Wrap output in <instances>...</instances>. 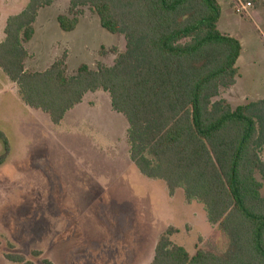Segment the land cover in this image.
I'll use <instances>...</instances> for the list:
<instances>
[{"label":"trees","instance_id":"trees-1","mask_svg":"<svg viewBox=\"0 0 264 264\" xmlns=\"http://www.w3.org/2000/svg\"><path fill=\"white\" fill-rule=\"evenodd\" d=\"M52 2L28 0L5 21L0 69L23 104L58 125L86 94L106 92L127 122L129 160L137 171L162 181L169 196L181 190L186 202L202 205L207 223L226 241L221 250L189 254L172 243L176 230L168 227L149 264H264V100L232 107L220 98L221 89L235 83L242 46L218 29V2L70 0L68 15L56 18L60 30L73 31L78 18L72 13L88 6L102 29L125 40L112 66L82 64L71 76L65 54L42 72L24 69L37 13ZM0 140L5 154L1 133ZM4 257L35 264L22 255Z\"/></svg>","mask_w":264,"mask_h":264},{"label":"rangeland","instance_id":"rangeland-1","mask_svg":"<svg viewBox=\"0 0 264 264\" xmlns=\"http://www.w3.org/2000/svg\"><path fill=\"white\" fill-rule=\"evenodd\" d=\"M26 1L0 0V36L2 20ZM217 2L218 29L243 47L235 83L221 89L220 98L232 107L264 100V0ZM63 9L64 0H55L38 18L53 20ZM72 15L83 17L78 29L56 27L53 47L35 37L26 67L65 54L74 75L82 64L110 67L125 51L123 35L102 29L88 6ZM40 112L25 106L17 87L0 76V133L8 143L4 154L0 140V264H16L5 260L8 253L35 264H147L168 227L176 230L172 243L189 254L226 245L202 205L186 202L181 190L169 196L162 181L131 164L125 119L106 92L88 93L59 125ZM259 154L264 159V149Z\"/></svg>","mask_w":264,"mask_h":264},{"label":"crops","instance_id":"crops-1","mask_svg":"<svg viewBox=\"0 0 264 264\" xmlns=\"http://www.w3.org/2000/svg\"><path fill=\"white\" fill-rule=\"evenodd\" d=\"M217 1V0H216ZM55 2V0L52 2V4ZM69 2H70V0H64V11H63V13L62 14H58V15H56L55 16V18L53 19V20H51V19H46V18H42V19H39L38 17V14H39V11L41 10H39L38 11V14H37V16H36V19H35V22H34V36H33V38L27 43V44H25V46H24V48H25V50H26V52H27V58H26V60L24 61V69L26 70V71H28V72H42V71H44V70H46V69H48L51 65H52V63H54L56 60H58L59 58L58 57H51L49 60H42V59H37L36 60V69H29L28 67H26V62L29 60V59H31V58H33V55H31L30 53H29V51H28V49H27V47L29 46V44L31 43V41H33V39H35V37H36V41L38 42V43H41L42 44V46H44V47H46V46H49V47H53V38H52V36L54 35V34H56L57 33V29H56V27L60 30V28H59V26H58V24H57V21H56V18H57V16H59V15H68V12H69ZM27 3H28V1H26V2H24L22 5L20 4V7H19V9L18 10H16V11H14V12H12L11 14H9V15H7L3 20H2V24H1V29H2V32H1V36H0V43L4 40V37H5V35H4V27H5V21H6V19H7V17L8 16H10V15H15V14H18L19 12H21L23 9H24V7L27 5ZM83 18V17H82ZM82 18H79L78 19V24H77V26H76V28L73 30V31H75L76 29H78V27L80 26V22H81V19ZM91 21V20H90ZM61 31V30H60ZM73 31H71V32H73ZM225 34V33H224ZM230 36V35H229ZM238 40V39H237ZM240 42V41H239ZM241 44V43H240ZM243 53V47H242V52H241V54ZM241 54H240V56H241ZM240 58V57H239ZM239 58H238V60H239ZM237 60V61H238ZM44 61V62H43ZM65 63H66V59H65ZM237 63V62H236ZM67 74L69 75V76H71V74H69L68 72H67ZM73 74V73H72ZM0 76L1 77H3L4 79H5V81H10L9 79H8V77L2 72V70L0 69ZM12 83V82H11ZM94 93V92H93ZM87 95V94H86ZM85 95V96H86ZM108 95V94H107ZM85 96H84V98H85ZM84 98L82 99V102L80 103V104H78V105H76L73 109H71L70 111H73L74 109H76L78 106H80L82 103H83V100H84ZM39 111V110H38ZM70 111H68L66 114H65V116H64V118L62 119V121L60 122V123H62L64 120H65V117H66V115L70 112ZM40 113H43V112H40ZM43 114H46V113H43ZM47 115V114H46ZM122 116V115H121ZM123 117V116H122ZM47 118H48V121H50L49 120V117H48V115H47ZM125 122H126V120H125ZM59 123V124H60ZM58 124V125H59ZM126 125H127V122H126ZM127 128H128V126H127ZM126 132H127V130H126ZM126 139H127V137H126ZM127 156H128V159H129V146H128V154H127ZM261 160H263L264 161V159H262L261 158ZM130 161V160H129ZM132 164V163H131ZM133 165V164H132ZM65 169H66V167H65ZM166 191H167V189H166ZM168 193V192H167ZM162 234V233H161ZM158 239V238H157ZM157 241V240H156ZM155 244H156V242H155ZM155 247V246H154ZM153 253H154V250H153ZM152 259H153V256H152V258H151V260L147 263V264H149L151 261H152ZM6 260V259H5ZM49 261V260H48ZM8 262V261H7ZM51 262V261H50ZM10 263V262H9ZM52 263V262H51ZM53 264V263H52Z\"/></svg>","mask_w":264,"mask_h":264},{"label":"built area","instance_id":"built-area-1","mask_svg":"<svg viewBox=\"0 0 264 264\" xmlns=\"http://www.w3.org/2000/svg\"><path fill=\"white\" fill-rule=\"evenodd\" d=\"M237 12H239L238 9H237Z\"/></svg>","mask_w":264,"mask_h":264}]
</instances>
